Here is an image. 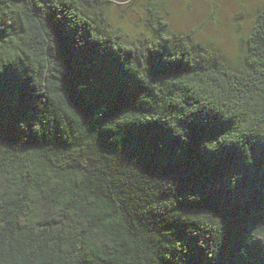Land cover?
Returning <instances> with one entry per match:
<instances>
[{
    "label": "trees",
    "instance_id": "16d2710c",
    "mask_svg": "<svg viewBox=\"0 0 264 264\" xmlns=\"http://www.w3.org/2000/svg\"><path fill=\"white\" fill-rule=\"evenodd\" d=\"M109 1L0 0V264H264V6L233 64Z\"/></svg>",
    "mask_w": 264,
    "mask_h": 264
},
{
    "label": "rangeland",
    "instance_id": "374dc122",
    "mask_svg": "<svg viewBox=\"0 0 264 264\" xmlns=\"http://www.w3.org/2000/svg\"><path fill=\"white\" fill-rule=\"evenodd\" d=\"M202 5L199 10L201 19L213 21L220 27L227 28L235 45V56L228 59L236 64L245 52V40L254 21L257 11L264 6V0H194ZM7 4L14 7V0ZM183 5V6H182ZM190 5L184 0H110L103 12L105 20L121 33L123 40L131 43L152 35V25L149 16H159L162 21L175 18L183 21L185 12ZM168 33H190L194 41L205 44L208 48L220 52L218 48L207 41L200 40L194 32L172 30L165 23Z\"/></svg>",
    "mask_w": 264,
    "mask_h": 264
},
{
    "label": "clouds",
    "instance_id": "9594fccd",
    "mask_svg": "<svg viewBox=\"0 0 264 264\" xmlns=\"http://www.w3.org/2000/svg\"><path fill=\"white\" fill-rule=\"evenodd\" d=\"M184 4L190 5L185 12L184 20L181 22L172 18L165 21V23H168L172 30H190L194 32L197 38L207 41L218 48L220 55L224 56L225 59H232L236 52L230 31L227 28L220 27L213 21L201 19L199 10L202 5L195 3L194 0H184Z\"/></svg>",
    "mask_w": 264,
    "mask_h": 264
}]
</instances>
